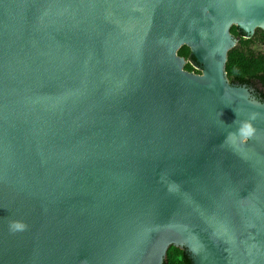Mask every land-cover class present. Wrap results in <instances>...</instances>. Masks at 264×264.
Wrapping results in <instances>:
<instances>
[{"label": "water", "instance_id": "water-1", "mask_svg": "<svg viewBox=\"0 0 264 264\" xmlns=\"http://www.w3.org/2000/svg\"><path fill=\"white\" fill-rule=\"evenodd\" d=\"M233 27L264 32V0H0V264H264Z\"/></svg>", "mask_w": 264, "mask_h": 264}, {"label": "trees", "instance_id": "trees-1", "mask_svg": "<svg viewBox=\"0 0 264 264\" xmlns=\"http://www.w3.org/2000/svg\"><path fill=\"white\" fill-rule=\"evenodd\" d=\"M232 35L237 39V44L228 53L226 64V73L228 81L232 85L255 87L261 86L264 90V54L256 52V44L264 45V32L256 31L251 39H245L244 34L236 27L231 29ZM178 55L183 57L187 63L184 67L186 71L200 74L195 69L196 62L190 57L188 48L183 47ZM164 264H192L187 253L171 247L167 252V258Z\"/></svg>", "mask_w": 264, "mask_h": 264}, {"label": "flooded vegetation", "instance_id": "flooded-vegetation-1", "mask_svg": "<svg viewBox=\"0 0 264 264\" xmlns=\"http://www.w3.org/2000/svg\"><path fill=\"white\" fill-rule=\"evenodd\" d=\"M245 86V85H244ZM247 87V86H246ZM252 95L259 101L264 103V90L261 86L247 87Z\"/></svg>", "mask_w": 264, "mask_h": 264}, {"label": "rangeland", "instance_id": "rangeland-1", "mask_svg": "<svg viewBox=\"0 0 264 264\" xmlns=\"http://www.w3.org/2000/svg\"><path fill=\"white\" fill-rule=\"evenodd\" d=\"M254 50L256 52H260V53H263L264 54V45L256 44V46H254Z\"/></svg>", "mask_w": 264, "mask_h": 264}]
</instances>
